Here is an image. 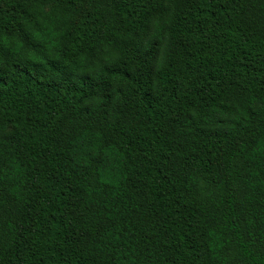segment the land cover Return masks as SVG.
I'll return each mask as SVG.
<instances>
[{"label": "trees", "instance_id": "obj_1", "mask_svg": "<svg viewBox=\"0 0 264 264\" xmlns=\"http://www.w3.org/2000/svg\"><path fill=\"white\" fill-rule=\"evenodd\" d=\"M0 264H264V0H0Z\"/></svg>", "mask_w": 264, "mask_h": 264}]
</instances>
